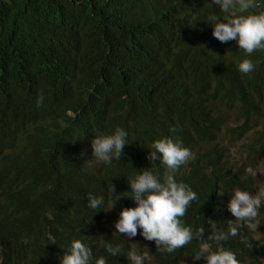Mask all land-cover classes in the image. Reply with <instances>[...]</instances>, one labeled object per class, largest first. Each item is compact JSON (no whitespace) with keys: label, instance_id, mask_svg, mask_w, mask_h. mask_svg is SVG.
Segmentation results:
<instances>
[{"label":"trees","instance_id":"1","mask_svg":"<svg viewBox=\"0 0 264 264\" xmlns=\"http://www.w3.org/2000/svg\"><path fill=\"white\" fill-rule=\"evenodd\" d=\"M255 3L245 14L264 12ZM226 15L212 0H0V264H59L73 240L92 250L90 264H131L133 248L148 252L144 264H206L192 258L199 241L167 253L114 225L136 206L128 181L149 168L162 179L165 166L148 158L157 139L194 153L175 178L197 195L183 224L205 238L235 220L234 190L259 189L246 169L264 167V50L215 39L209 21ZM243 59L251 73L239 71ZM117 127L124 156L97 161L92 140ZM90 194L103 208L119 199L94 211ZM257 219L256 231L221 242L240 264H264V206ZM107 244L123 253L112 257Z\"/></svg>","mask_w":264,"mask_h":264},{"label":"clouds","instance_id":"2","mask_svg":"<svg viewBox=\"0 0 264 264\" xmlns=\"http://www.w3.org/2000/svg\"><path fill=\"white\" fill-rule=\"evenodd\" d=\"M214 5L226 13L224 19L212 17V35L221 43L236 41L238 47L246 54L251 55L256 50H264V12L249 13L250 9H256L255 0H212ZM239 13V14H237ZM238 69L243 74L251 73L254 64L250 59H243ZM43 96L38 103H42ZM127 132L117 127L111 135L94 137L91 142L92 152L96 160L104 164H111L113 159L119 160L124 156V148L128 145ZM157 153L160 155L157 156ZM152 161H160L165 166L163 177L158 178L153 171L143 169L128 181L131 189V197L135 201V207L124 208L119 213V219L115 222L116 232L130 238L142 235L147 241H154L157 248L167 253H174L192 241H199V250L192 256L193 260L203 257L206 264H240L235 254L226 250L222 243L229 237H236L242 227L256 231L260 224L258 216L264 206V186L255 194L246 190L236 189L231 196L228 209L235 220H229L227 232L214 231L206 238L203 227L193 231L191 227L184 226L182 217L185 216L192 201L197 195L190 187L178 182L175 178L177 169L190 160L195 159L194 153L183 147L178 141L170 138H162L153 141L149 157ZM246 171L252 177L257 172L251 167ZM109 196L117 193L114 184L107 185ZM119 199L110 200L109 206L103 208L104 197L89 195V207L94 211H109ZM138 229L141 231L138 233ZM214 241L217 248L213 250ZM106 251L116 257L123 253L121 246L106 245ZM131 264H144L148 258V252L138 253L135 248L127 252ZM92 250L80 240H73L70 249L60 258L59 264H90ZM95 264H107L104 257L95 260Z\"/></svg>","mask_w":264,"mask_h":264},{"label":"rangeland","instance_id":"3","mask_svg":"<svg viewBox=\"0 0 264 264\" xmlns=\"http://www.w3.org/2000/svg\"><path fill=\"white\" fill-rule=\"evenodd\" d=\"M227 144H229L228 152L231 154L232 159L234 160L235 166H240V163L244 160V155L240 152V147H238V144H230L229 142H234L233 140H226ZM248 167H251L253 170L257 172V175L255 176V179L258 181L257 187L260 188L264 186V167L262 165H248ZM250 176V175H249ZM252 177V176H250ZM253 178V177H252ZM257 238L264 240V227L263 229L259 230L257 233Z\"/></svg>","mask_w":264,"mask_h":264}]
</instances>
